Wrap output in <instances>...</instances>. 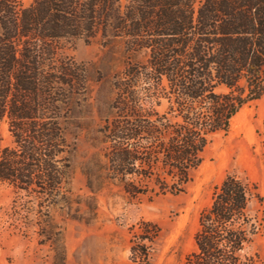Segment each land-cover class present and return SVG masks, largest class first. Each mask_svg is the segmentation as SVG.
Segmentation results:
<instances>
[{
    "label": "trees",
    "instance_id": "1",
    "mask_svg": "<svg viewBox=\"0 0 264 264\" xmlns=\"http://www.w3.org/2000/svg\"><path fill=\"white\" fill-rule=\"evenodd\" d=\"M79 39L122 48L114 98L96 131L104 158L97 176L130 198L149 185L184 192L214 137L244 105L264 100V0H0V124L11 137L0 147V186L14 193V228L49 243L54 264H64V247L52 212L79 203L68 129L103 79L60 56ZM258 136L264 177V121ZM253 198L264 201L254 184L227 175L200 211L182 264H264V248L246 254L256 233ZM147 233L136 234L133 262L147 259Z\"/></svg>",
    "mask_w": 264,
    "mask_h": 264
},
{
    "label": "rangeland",
    "instance_id": "2",
    "mask_svg": "<svg viewBox=\"0 0 264 264\" xmlns=\"http://www.w3.org/2000/svg\"><path fill=\"white\" fill-rule=\"evenodd\" d=\"M121 49L119 44L79 39L65 43L59 52L61 57L84 64L92 75L98 71L103 76L91 85L86 102L74 113L75 125L68 129L75 146L70 189L79 203L70 209H56L51 215L55 226L61 228L64 264H182L194 249L200 211L210 204L214 188L227 175L254 184L264 200L258 136L264 121V100L244 105L232 118L229 131L214 137L184 192L159 194L149 185L145 194L130 198L97 176L104 158L96 131L114 98L110 78L122 68ZM10 144L6 123L2 122L0 147ZM88 178L92 190L87 187ZM13 197L9 187L0 186V264H54L49 243H38L31 231L23 236L12 225L8 214ZM249 214L256 233L246 254L254 255L264 248V201L253 198ZM154 225L158 229L156 237ZM141 230H146L152 241H145L148 256L138 263L130 259V248L139 242L136 234Z\"/></svg>",
    "mask_w": 264,
    "mask_h": 264
}]
</instances>
